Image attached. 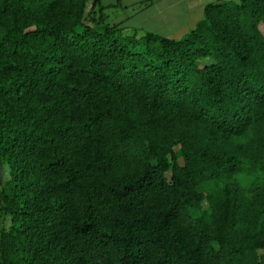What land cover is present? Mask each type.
Wrapping results in <instances>:
<instances>
[{
  "label": "trees",
  "instance_id": "16d2710c",
  "mask_svg": "<svg viewBox=\"0 0 264 264\" xmlns=\"http://www.w3.org/2000/svg\"><path fill=\"white\" fill-rule=\"evenodd\" d=\"M106 10L0 0V264H264V0Z\"/></svg>",
  "mask_w": 264,
  "mask_h": 264
},
{
  "label": "crops",
  "instance_id": "0c3cea01",
  "mask_svg": "<svg viewBox=\"0 0 264 264\" xmlns=\"http://www.w3.org/2000/svg\"><path fill=\"white\" fill-rule=\"evenodd\" d=\"M220 1L227 0H101L107 9L132 11L129 22L120 24L126 31H151L175 39L195 27L206 5Z\"/></svg>",
  "mask_w": 264,
  "mask_h": 264
},
{
  "label": "rangeland",
  "instance_id": "374dc122",
  "mask_svg": "<svg viewBox=\"0 0 264 264\" xmlns=\"http://www.w3.org/2000/svg\"><path fill=\"white\" fill-rule=\"evenodd\" d=\"M89 9H90V5L88 7V10ZM105 14H106L107 22L109 24H112V25H114V24L120 25L123 22H126V24H127L129 22V19L127 17H130V18L132 17V11H126L125 9H123L121 7L115 8L113 10L107 9L105 11ZM133 17H134V15H133ZM125 32H128V31H125ZM130 32H132V31H129V33ZM5 176L6 175H4V179H5Z\"/></svg>",
  "mask_w": 264,
  "mask_h": 264
},
{
  "label": "water",
  "instance_id": "95a60500",
  "mask_svg": "<svg viewBox=\"0 0 264 264\" xmlns=\"http://www.w3.org/2000/svg\"><path fill=\"white\" fill-rule=\"evenodd\" d=\"M3 179H4V166L0 159V185L3 183Z\"/></svg>",
  "mask_w": 264,
  "mask_h": 264
}]
</instances>
